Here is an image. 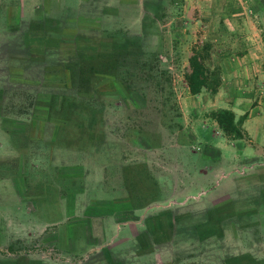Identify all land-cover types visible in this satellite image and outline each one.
Masks as SVG:
<instances>
[{
	"label": "rangeland",
	"instance_id": "1",
	"mask_svg": "<svg viewBox=\"0 0 264 264\" xmlns=\"http://www.w3.org/2000/svg\"><path fill=\"white\" fill-rule=\"evenodd\" d=\"M187 1L0 0V264H226L257 252L260 188L238 180L264 156L235 157L250 142L226 138L203 106L184 111L196 105L188 55L206 45L219 79L232 38L206 40L215 23L195 26L201 9ZM214 3L203 13L247 6V25L264 26L254 10L264 0ZM107 36L129 50L118 69L141 103L94 58L85 85L69 72Z\"/></svg>",
	"mask_w": 264,
	"mask_h": 264
},
{
	"label": "crops",
	"instance_id": "2",
	"mask_svg": "<svg viewBox=\"0 0 264 264\" xmlns=\"http://www.w3.org/2000/svg\"><path fill=\"white\" fill-rule=\"evenodd\" d=\"M188 1L186 2V5L188 4ZM191 1L198 2V7L201 9V12L198 15L191 18V22L195 26H197L200 21L207 23L208 20H210L212 23H215V26H211V33L206 35V40L207 38H210L208 39L210 41L216 39L219 40L226 36L224 35L226 32L228 34L227 37L232 39L231 42H229L228 50L225 51L229 53L230 56L219 62V83L214 92L202 89L199 93L193 95L189 93L187 86L184 83L186 90L185 99H193L196 103V105L192 106L185 104L184 111L186 113L191 112L192 110L193 112H197L198 108H202L203 106L205 110L209 111L216 108L230 109L236 118L244 115L241 122V129L243 132V137L241 139L245 138L250 144L243 147L239 152L237 151L235 157L246 156V158L253 160L258 156H264V65L262 64L264 61H257L258 56L262 57V54H264V47H262L263 44L262 42H258L260 41L258 36L262 35L261 30L264 26L261 25V27L257 26L256 28L252 25H247L249 21L246 17V9H244L245 7L247 8V6H241V11H238L237 8L236 13L230 14L228 18H222L221 15L218 14L210 15L208 13H203L208 12V10L202 8L210 6V4H208L210 0H190L189 2ZM21 2L22 0H20V3ZM214 4V0H212V6H214ZM254 10L260 17V13L264 12L263 4H259ZM251 12L253 11L248 9L251 23H256L254 18L257 16L253 15ZM225 21L227 23L233 22L234 29L229 26L227 27V30L221 29L220 23L224 25L223 23H226ZM260 22L264 23V20L262 21L261 19ZM242 24L246 25L241 26ZM258 32H260L259 35ZM217 50L218 52L220 50L219 44ZM204 53V55H206L208 49ZM208 69L209 71L211 70L209 67ZM207 118L210 117L207 116ZM210 120L212 125L217 127L214 120L211 118ZM232 164L234 163L232 162L231 165ZM251 164L252 163L238 164V166L243 167L246 170L244 166L247 165V168L249 169L252 166ZM260 164L261 167L258 168V171L252 172L249 170V172L244 175L245 177L238 181L249 184L250 187L255 188L258 186V188H260L258 189L260 193L259 195L256 194L255 198L259 197V202L257 203L259 209L257 210V213L260 215L261 221L258 226L253 227V229H258L261 237H264L262 235V231H264V161L260 162ZM254 167L255 166H253V168L251 167V170L254 169ZM237 179L235 180L237 181ZM251 198H253L252 193ZM262 242L260 241L257 244H255L256 242L252 243V246H259L256 253L252 249H247V251L242 253L234 252L231 257L225 259L227 262L226 264H237V262L238 264H264V243ZM159 244L165 243L162 240ZM237 256L239 258H237L236 262V259L234 258Z\"/></svg>",
	"mask_w": 264,
	"mask_h": 264
},
{
	"label": "trees",
	"instance_id": "3",
	"mask_svg": "<svg viewBox=\"0 0 264 264\" xmlns=\"http://www.w3.org/2000/svg\"><path fill=\"white\" fill-rule=\"evenodd\" d=\"M107 37L110 38V41L109 43H106L105 49L96 50L95 53L87 54L88 56L82 57L87 59L81 58L79 59L78 63L88 60L87 62H85L87 64L79 65V67H76L75 69H72L71 67L69 72L72 70L74 72V75L78 77L79 80H81V82H79V87L81 85H85V81L83 79L86 75L89 74V72L87 71L92 72L98 70V68L95 67L92 63L91 59L94 58L96 64H99V73L101 75L100 77H103L104 79H110L113 85H115V87H117V90L119 89L120 92L122 90L125 91L128 89V94H132L133 98L135 97L141 103L142 97L138 93H135V91H132V88H130V70L124 67L123 73H121L118 69L119 64L117 63H119V61L117 58L119 56L122 57L123 55H127L129 50L124 48L123 51L117 52L115 50V44H118L117 40H114L112 36ZM206 48V45H202L198 49H192L191 53L187 57V68H185L182 73L185 85L187 86L189 93L193 95L199 93L202 89H207L210 92H214L216 86L218 85L219 79L215 70L209 71L208 67L205 66V64L203 63L205 54L204 52L206 51ZM111 61L115 62H113L112 64ZM132 96L130 97V99L132 98ZM208 116L212 120H214L217 125V128L229 140H239L243 137L241 122L244 118V115L236 118L234 116V113L230 109L216 108L210 110L208 112ZM88 129L89 130L86 131L90 133V128ZM12 250L13 249H11V247H8V251L11 252Z\"/></svg>",
	"mask_w": 264,
	"mask_h": 264
}]
</instances>
